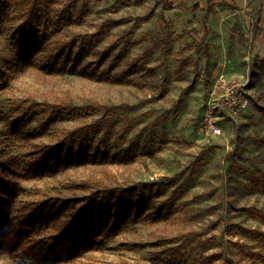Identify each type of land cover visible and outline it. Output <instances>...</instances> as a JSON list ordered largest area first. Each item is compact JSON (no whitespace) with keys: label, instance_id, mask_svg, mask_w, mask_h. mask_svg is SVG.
Wrapping results in <instances>:
<instances>
[{"label":"rangeland","instance_id":"rangeland-1","mask_svg":"<svg viewBox=\"0 0 264 264\" xmlns=\"http://www.w3.org/2000/svg\"><path fill=\"white\" fill-rule=\"evenodd\" d=\"M221 75L250 107L215 137ZM0 168L15 208L131 189L117 234L59 264H264V0H0Z\"/></svg>","mask_w":264,"mask_h":264},{"label":"trees","instance_id":"trees-1","mask_svg":"<svg viewBox=\"0 0 264 264\" xmlns=\"http://www.w3.org/2000/svg\"><path fill=\"white\" fill-rule=\"evenodd\" d=\"M84 134L73 132L68 143L73 146L84 140ZM62 154L67 159L73 157L69 149L49 150L33 159L40 158V163L30 166L28 173L37 176L51 170L62 162ZM7 177V170L0 168V253L28 264L70 260L91 248L99 236L113 238L133 212L128 188H107L104 195L93 194L80 210L75 209L73 200L56 198L18 200L15 208L12 198L18 187L7 182ZM112 194H117L116 202L111 200Z\"/></svg>","mask_w":264,"mask_h":264},{"label":"built area","instance_id":"built-area-1","mask_svg":"<svg viewBox=\"0 0 264 264\" xmlns=\"http://www.w3.org/2000/svg\"><path fill=\"white\" fill-rule=\"evenodd\" d=\"M250 107V98L244 83L221 75L209 94L203 109V124L208 133L219 137L223 134L222 123L229 118L243 116Z\"/></svg>","mask_w":264,"mask_h":264}]
</instances>
